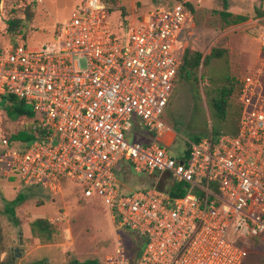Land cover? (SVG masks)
<instances>
[{
  "label": "built area",
  "instance_id": "1",
  "mask_svg": "<svg viewBox=\"0 0 264 264\" xmlns=\"http://www.w3.org/2000/svg\"><path fill=\"white\" fill-rule=\"evenodd\" d=\"M193 17L177 2L117 24L103 0H80L51 39L0 44V101L30 105L35 135L25 149L1 136L0 173L52 195L68 181L101 199L117 229L143 243L134 261L118 232L101 264H242L252 251L264 264L263 65L236 76L235 135L186 139L181 156L170 150L163 116ZM131 170L150 185L129 189ZM174 183L185 194L172 196Z\"/></svg>",
  "mask_w": 264,
  "mask_h": 264
},
{
  "label": "rangeland",
  "instance_id": "2",
  "mask_svg": "<svg viewBox=\"0 0 264 264\" xmlns=\"http://www.w3.org/2000/svg\"><path fill=\"white\" fill-rule=\"evenodd\" d=\"M79 1L43 0L29 8L27 0H4V11L0 12V44L12 42L6 18L13 17L26 20L25 26L20 28L23 31L19 33L26 43L36 46L51 39ZM177 1L189 2L194 8V23L187 34L182 32L183 38L187 39L185 49L200 51L204 57L211 55L209 62H202L198 70V90L203 97L202 111L208 113L205 90L213 81L224 80L227 76H239L260 65L264 67V0H227V7L225 0H118V5L113 6V18L117 24L126 23L148 10L172 5ZM120 6L126 9V15ZM26 7L33 13L32 20L25 14ZM221 11L244 14L248 20L230 24L222 18ZM216 77L221 79L217 80ZM183 80L178 76L163 116L173 129L172 122L183 128L184 118L188 121L190 115V86ZM231 102L232 110H236V95ZM27 108L32 110L30 105ZM172 114L174 120L170 119ZM27 123V119L24 122L13 121L7 117L4 107H0V138L27 126L30 128V124L26 126ZM177 133L170 150L173 155L181 156L187 147L188 138L180 131ZM129 139L139 141L134 137ZM131 173L133 175L134 171L131 170ZM125 175L121 171L120 179L127 180ZM143 178L142 174L135 172L128 188L149 186L150 183L142 181ZM64 185L60 194L52 195L42 187H26L19 177L12 178L0 173V260L13 256L14 264H70L72 260L87 259L102 262L112 250L118 232L133 237L131 230L117 229L101 199L84 197L82 190L71 182L65 181ZM21 191H25L28 198L24 204L16 207L18 220L15 221L4 213V206L6 200H13ZM35 217L47 218L53 224L55 232L52 240L43 241L32 234L29 220ZM242 264H262V255L252 251Z\"/></svg>",
  "mask_w": 264,
  "mask_h": 264
},
{
  "label": "trees",
  "instance_id": "3",
  "mask_svg": "<svg viewBox=\"0 0 264 264\" xmlns=\"http://www.w3.org/2000/svg\"><path fill=\"white\" fill-rule=\"evenodd\" d=\"M103 1L107 4L111 12H113V6L118 5V0ZM185 4L192 12L194 11L191 3L185 2ZM225 4L227 7V0H225ZM29 6L30 5H27V7ZM120 7L123 11V14L126 15V9L123 6ZM29 8L25 9V14L28 19L32 20L33 13L29 10ZM220 13L222 18L230 24H238L248 20V16L244 14H234L228 11H221ZM6 21V27L9 35H11L12 43L15 45L26 44L25 38H23L22 35L21 37L19 35V33L23 31L20 28L22 25L25 26L26 20L13 17L6 18ZM217 53L220 54L221 51L218 50ZM210 58L211 55H206L204 57L202 52L192 51L190 48H186L183 55V63L178 74V76L184 79L183 82H187L190 86L188 97L190 115L188 121L185 120L186 117L184 118L183 128L178 127L177 123H172L174 126V131H180V133L184 134L189 140L192 141H199L201 138L206 136L217 137L218 135L225 133L235 135L239 130L240 106L238 105L236 110H232L233 104L231 102L239 90L236 76H227L224 78V80L213 81L212 85L206 88L205 95L208 101V113L202 111L203 108L201 100L203 97L198 90V70L201 63H208ZM215 79L220 80L221 78L216 77ZM1 106L4 107L7 117L11 118L13 121L24 122L27 119L28 123L26 126L31 123V120L34 117V112L27 108V104L23 100L13 96L0 101V107ZM170 119L174 120L173 114L170 116ZM5 136L13 145H15V147L19 149H25L35 138V135L29 130L28 126L18 131H13L11 134ZM25 186L29 188L40 187L35 185ZM168 191L172 196L179 197L185 194L186 189L184 188L183 184L174 183L169 187ZM27 198V193L25 191H21L13 200H6L4 213L17 221L18 217L16 213V207L24 204ZM29 225L32 234L38 238H41L43 241H50L54 237L55 228L47 218H32L29 220ZM132 233H134L133 237L130 236L133 254L132 259L135 261L140 255V250L143 246V243L135 232L132 231ZM13 259V256H8L5 260H0V264H14ZM70 264H101V261L98 259H87L84 261L72 260Z\"/></svg>",
  "mask_w": 264,
  "mask_h": 264
},
{
  "label": "crops",
  "instance_id": "4",
  "mask_svg": "<svg viewBox=\"0 0 264 264\" xmlns=\"http://www.w3.org/2000/svg\"><path fill=\"white\" fill-rule=\"evenodd\" d=\"M236 98H237V94H236ZM237 102H238V101H237ZM174 132H175V133H173V134L171 135V137H172V136L175 137V135H178V133H177L176 131H174ZM168 138H170V137H168ZM142 177H144L142 181L145 180V181H147V182H149V183L152 181L151 178H149V177H146V176H142ZM145 181H144V182H145ZM130 185H131V184H130Z\"/></svg>",
  "mask_w": 264,
  "mask_h": 264
},
{
  "label": "water",
  "instance_id": "5",
  "mask_svg": "<svg viewBox=\"0 0 264 264\" xmlns=\"http://www.w3.org/2000/svg\"><path fill=\"white\" fill-rule=\"evenodd\" d=\"M1 1V0H0Z\"/></svg>",
  "mask_w": 264,
  "mask_h": 264
}]
</instances>
